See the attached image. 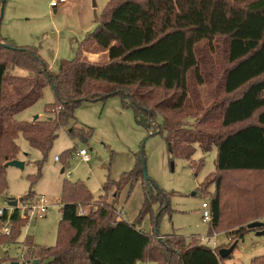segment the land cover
<instances>
[{"label":"trees","instance_id":"trees-1","mask_svg":"<svg viewBox=\"0 0 264 264\" xmlns=\"http://www.w3.org/2000/svg\"><path fill=\"white\" fill-rule=\"evenodd\" d=\"M235 1L112 0L107 17L81 43L78 56L62 60L58 71L51 70L38 52L18 47L0 36V194L8 187L6 163L18 159L20 153V133L44 155L38 161V175L30 176L34 184L58 130L75 118L78 106L111 95L122 96L124 104L134 109L138 123L157 127L156 133L165 131L173 155L190 159L196 145L204 152L215 146L218 172H264V0ZM215 37H225L227 42L225 91L240 92L223 108L221 124L232 127L247 123L226 135L211 131L212 124L205 116L196 118L197 109L187 101V74L195 67H189L188 60L192 55L198 61L197 43ZM101 51L107 53V61L87 58V53ZM5 53L11 55L5 57ZM17 67L26 69L28 75L11 73ZM48 85L56 95L55 103L47 106L49 116L19 120L18 114L42 99ZM130 87L136 90H128ZM160 89L168 96L158 101L162 94L156 91ZM158 116L161 123L157 122ZM187 118H195V123ZM141 176L144 177L142 158L122 180L107 183L98 200L84 183L66 181L57 245L40 247L30 237L24 241L35 262L50 259L47 264H138L155 260L159 264H226L219 250L208 244L175 234L167 240L160 236L157 227L169 201L163 191L146 199L138 217L141 221L143 214L151 212L154 200L162 204L154 220L156 244L154 234L142 230L136 221L116 216L115 203L124 182H135ZM145 182L147 187L152 184L151 179ZM253 184L252 189L245 191L247 186L236 182L232 185L233 194H229L224 179L218 177L215 193L210 197V236L218 228L236 225L240 220L251 219L252 223L264 215V197L258 196L261 184ZM113 185L117 190L111 202L109 191ZM34 195L31 190L23 199ZM235 195L239 197L235 199ZM243 195L248 199L242 203ZM86 205L91 208L82 214ZM22 218L18 207L10 216L7 212L0 215L1 226L10 221V233L0 232L1 247L17 241L26 224ZM249 224L229 234L238 242L246 232L256 230ZM250 264H264V255L253 258Z\"/></svg>","mask_w":264,"mask_h":264},{"label":"rangeland","instance_id":"rangeland-1","mask_svg":"<svg viewBox=\"0 0 264 264\" xmlns=\"http://www.w3.org/2000/svg\"><path fill=\"white\" fill-rule=\"evenodd\" d=\"M51 1L7 0L0 36L18 47L38 52L51 70L58 71L62 60H73L78 56L81 43L107 17L112 0H69L57 8L50 6ZM195 51L198 61L191 55L187 63L189 67L195 66L187 74V101L197 109L196 118L205 116L209 119L212 124L211 131L229 134L247 123L232 127L221 124L223 108L231 99L240 95V92L228 94L224 88V69L229 66L226 38L203 39L197 43ZM10 55L5 53L4 56ZM87 58L103 62L107 61L108 55L101 51L87 53ZM11 73L28 75V71L21 67L11 69ZM128 90L133 91L136 88L130 87ZM141 90L147 92L149 89ZM156 92L162 94L158 101L168 96L162 89ZM55 101V92L48 85L43 98L19 113L17 118L33 121L38 115L44 119L49 116L47 106ZM194 120L195 118L189 119V122L194 124ZM157 122H162L161 116H158ZM156 129L157 127L147 128L138 123L134 109L124 104L121 95L84 101L76 109L75 118L58 130V137L43 161L41 173L34 184L31 183L30 176L38 175V161L43 160L44 155L41 150L32 147L20 133L17 138L20 146L18 160L25 165L23 168L7 166L8 187L0 194V208L8 209V199L12 197L21 202L31 190L35 195L26 200L35 202L38 196L44 195L50 204L43 218L32 219L29 215L23 217L26 224L21 235L17 241L3 245L6 256L2 258L0 253V264H35V256L30 255L25 246L26 237H30L40 247L57 245L58 229L62 220V192L66 181L84 183L95 200H98L104 195L107 183L122 180L125 174L137 166L143 155L152 181L151 190L143 176L135 182H124L115 203L118 218H124L128 222L136 221L145 232L156 233L154 220L162 206L159 201L152 202L151 212L143 214L141 221L138 217L146 199H153V196L163 191L169 196L168 209L161 215L157 227L163 239L167 240L170 234L182 236L192 242L205 243V239L218 250L228 248L236 242L235 236L230 235L229 231L240 226L247 228L251 219L218 228L210 236V222L203 217L202 204L210 203L219 176L224 179V188L229 194L236 182L247 186H244L245 191L252 189L253 183L258 182L261 184L258 187V196L264 197V172H218V149L215 146L204 152L196 145V152L190 159L173 155L166 139L167 133H156ZM81 149L88 151L89 161H84L78 154ZM116 190L117 186L113 185L109 191V201L113 202ZM234 197L236 199L239 196ZM247 199L248 196L243 195L241 202ZM90 208V205H86L82 209L89 212ZM240 218L243 219L244 216L241 215ZM0 232L5 233L4 225H0ZM153 237L156 244L158 237L155 234ZM262 255L264 235H258L256 230H251L238 241L232 255L224 261L226 264H250L253 258ZM49 260L44 259L39 264H47ZM138 264L159 263L155 260H142Z\"/></svg>","mask_w":264,"mask_h":264},{"label":"built area","instance_id":"built-area-1","mask_svg":"<svg viewBox=\"0 0 264 264\" xmlns=\"http://www.w3.org/2000/svg\"><path fill=\"white\" fill-rule=\"evenodd\" d=\"M69 0H52L50 3V6L52 8H57L59 6H62L63 4H66ZM78 154L82 157L84 161H89L90 160V155L86 149H81L79 150ZM58 160L59 157H56ZM21 202L18 203V208L21 210V215L22 217H25L29 215L32 219L34 217L36 218H43L46 215V212L49 207V201L48 199L44 196H38L37 201L32 202L31 200H20ZM17 207H12L9 206L8 209L5 208H0V215L3 216L8 213V216L14 211V208ZM203 207V217L205 220H211L212 219V210H211V204L209 202H203L202 204ZM86 211L84 209H81V213H85ZM9 220L6 222L4 225V231L5 233L9 234L10 233V225H9ZM205 244H208L206 240L204 239ZM210 245V244H208Z\"/></svg>","mask_w":264,"mask_h":264},{"label":"water","instance_id":"water-1","mask_svg":"<svg viewBox=\"0 0 264 264\" xmlns=\"http://www.w3.org/2000/svg\"><path fill=\"white\" fill-rule=\"evenodd\" d=\"M6 1L7 0H2L1 1L0 26H1V22H2V17H3V13H4ZM3 45L5 47H10V45L7 44V43H4ZM38 118H39V116L36 115V117L34 119H38ZM169 149L171 151V144L170 143H169ZM143 153H144V149H142V154ZM9 165H15V166H19V167L23 168L25 164H24V162H21L18 159H16V160L9 161L8 163H6V167L9 166ZM142 168H143L145 180L146 181H149L150 180V177H149V175L147 173L146 160L144 158V155L142 157ZM62 171L64 172V170H62ZM148 187L151 190V187H150L149 183H148ZM193 194H196V192H193ZM18 203H19V201L16 198H14V197L8 199V205L9 206L17 207L18 206ZM249 228L256 229V233L258 235H264V222L263 221H260V220L254 221V222H252V223L249 224ZM157 232H159V231L157 230ZM237 245H238V242L236 241V242H234L228 248H221L219 250L220 257L221 258H228L229 256H231L232 253L234 252V250L236 249ZM0 253H1V257L2 258H5L6 253L4 252V250L2 249L1 246H0ZM35 264H37V262H35Z\"/></svg>","mask_w":264,"mask_h":264},{"label":"crops","instance_id":"crops-1","mask_svg":"<svg viewBox=\"0 0 264 264\" xmlns=\"http://www.w3.org/2000/svg\"><path fill=\"white\" fill-rule=\"evenodd\" d=\"M258 220L263 221L264 220V215L260 217Z\"/></svg>","mask_w":264,"mask_h":264}]
</instances>
